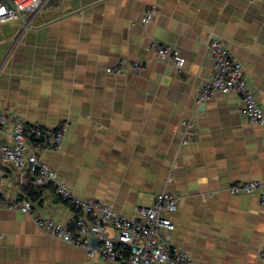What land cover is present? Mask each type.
Wrapping results in <instances>:
<instances>
[{
	"label": "crops",
	"instance_id": "obj_1",
	"mask_svg": "<svg viewBox=\"0 0 264 264\" xmlns=\"http://www.w3.org/2000/svg\"><path fill=\"white\" fill-rule=\"evenodd\" d=\"M151 5L158 12L144 24ZM30 18L0 23V109L26 127L68 123L61 149L44 154L58 178L127 217L171 192L178 210L164 239L199 264H264V203L259 194L229 191L237 181L264 185V129L241 114L235 94L197 99L213 73L207 41L214 38L243 64L264 108V0H49L28 27ZM153 42L178 48L182 74L156 56ZM121 58L145 66L107 73ZM185 119L197 129L187 143ZM0 142H12L9 127ZM0 173L7 196L73 225L79 212L52 185L40 187L1 159ZM0 264L120 263L92 257L38 228L30 215L0 208Z\"/></svg>",
	"mask_w": 264,
	"mask_h": 264
},
{
	"label": "built area",
	"instance_id": "obj_2",
	"mask_svg": "<svg viewBox=\"0 0 264 264\" xmlns=\"http://www.w3.org/2000/svg\"><path fill=\"white\" fill-rule=\"evenodd\" d=\"M49 0H0V23L31 16L27 26L40 13ZM158 12L156 5L149 6L142 22L148 24ZM207 48L213 62V73L199 92L198 103H205L216 94H235L240 99V112L250 122L264 129V108L259 104L244 73L243 64L234 59L227 45L220 39H209ZM156 56L172 61L178 72L183 73L185 59L178 48L170 44L152 43ZM145 63L140 59L121 58L106 67L109 74L121 75L140 72ZM11 130L12 142H0V159L23 174L31 176L39 186L52 185L63 202L70 203L79 215L73 225H64L43 216L31 200L4 193V178L0 173V208L15 209L30 215L41 230L74 247L84 248L92 257L120 264H199L182 247L170 243L161 232H171L175 223L171 214L178 210V197L171 192L158 194L150 207L141 208L133 217L124 216L108 204L94 197L76 195L59 178L45 161L44 154L61 149L68 132V123L49 127L40 123L25 126L22 119L10 110L0 109V132ZM183 142L197 134L194 120L182 121ZM264 185L259 180L233 182L232 194H259L264 203ZM112 231V232H111ZM264 261V247L258 251Z\"/></svg>",
	"mask_w": 264,
	"mask_h": 264
},
{
	"label": "trees",
	"instance_id": "obj_3",
	"mask_svg": "<svg viewBox=\"0 0 264 264\" xmlns=\"http://www.w3.org/2000/svg\"><path fill=\"white\" fill-rule=\"evenodd\" d=\"M40 187H42V186H40ZM28 188V192L30 193V194H36L37 192H35L36 190H35V188L33 187V186H30V187H27Z\"/></svg>",
	"mask_w": 264,
	"mask_h": 264
}]
</instances>
